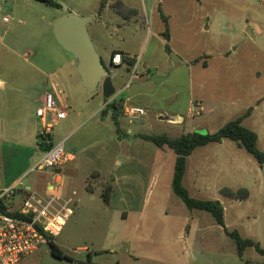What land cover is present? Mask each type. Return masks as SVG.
<instances>
[{
	"label": "rangeland",
	"instance_id": "374dc122",
	"mask_svg": "<svg viewBox=\"0 0 264 264\" xmlns=\"http://www.w3.org/2000/svg\"><path fill=\"white\" fill-rule=\"evenodd\" d=\"M54 1L60 8L37 0H0V80L7 88H0V101H29L23 118L33 121V101L45 92L36 87L38 68L46 67L42 62L49 67L60 63L58 75L67 74L58 94L67 116L54 128L53 145L63 139L76 156L63 174L60 166L50 169L62 174L61 193L75 200L71 217L54 238L71 261L54 256L45 245L23 264H264L254 247L240 255L210 213L186 207L171 187L175 152L138 136L178 138L192 126L215 133L252 108L243 125L257 133L264 151V0H122L146 13L147 21L130 22L119 32L113 25L119 16L109 6L113 0ZM72 12L97 16L88 25L94 44L100 37L110 43L124 40L136 52L138 73L148 68L153 78H162L155 92L126 101L128 92L120 93L118 83L135 68L117 67L113 84L119 94L112 100L118 105L117 120L115 110L104 104L102 88L96 93L84 88L76 59L56 40L53 24ZM161 14L168 17L171 55ZM103 62L111 72L107 57ZM20 81L30 89L17 91ZM196 101L213 112L195 115ZM125 102L148 108L147 116L131 123L122 113ZM159 113L166 120L176 115L184 120L160 122ZM186 173L183 184L192 197L219 201L227 229L264 249V164L228 140L193 152ZM36 175L21 180L33 183ZM109 185L113 192L107 204L102 194ZM225 187L245 188L249 198H227L221 194Z\"/></svg>",
	"mask_w": 264,
	"mask_h": 264
},
{
	"label": "built area",
	"instance_id": "2783aa9c",
	"mask_svg": "<svg viewBox=\"0 0 264 264\" xmlns=\"http://www.w3.org/2000/svg\"><path fill=\"white\" fill-rule=\"evenodd\" d=\"M124 58L129 56L116 52L112 56L111 64H124ZM137 76L138 71L135 68L131 72L130 81ZM129 86L130 82L126 87ZM66 110L57 105L53 94L46 95L43 107L38 110V116L41 121L40 135L48 149L36 160L28 174L47 172L69 160L64 144L53 145L51 136L58 121L66 118ZM122 113L133 123L142 121L148 112L139 105H125ZM170 120L179 123L182 121L173 117ZM55 175L53 182L48 183L44 190L31 187L27 189L23 187L21 180L16 186L0 191V203H4V209H0V264H23L27 256L42 246L49 245L62 232L72 215L71 207L75 200L61 193L62 181L58 173ZM22 190L26 191L25 195L20 194ZM17 197L20 199L15 201Z\"/></svg>",
	"mask_w": 264,
	"mask_h": 264
},
{
	"label": "crops",
	"instance_id": "0c3cea01",
	"mask_svg": "<svg viewBox=\"0 0 264 264\" xmlns=\"http://www.w3.org/2000/svg\"><path fill=\"white\" fill-rule=\"evenodd\" d=\"M116 1L117 0H113L109 4V6L112 10H113L112 4ZM125 5L128 8H130V6H131V4H129V3H126ZM133 9L137 11V14L130 16V18H126L123 15H120L113 10L115 12V14H117L119 16V18L115 21V24H113L115 32H119L121 30L122 26H124L125 24H129L130 22L138 23L139 20L147 21L146 13H144V12L140 13V11L136 8H133ZM162 15H164V14H161V16ZM94 16H96V15H94ZM99 16L101 17L100 14H99ZM164 16H166V15H164ZM112 23L113 22L110 21L109 25ZM115 25H116V27H115ZM109 27L110 26H107L108 29H109ZM169 35H170V32H169ZM163 38H164V42L167 43L164 36H163ZM170 40H171V35H170ZM170 40H169V42H170ZM94 45H96V49H97L98 53L100 54L102 60L104 59V57H107L109 65L112 68V71L110 72V73H112L111 74L112 80L115 79V77H116L115 69L117 67H120L122 65H126V67L128 68V71H129L130 69H134L136 64L138 65V62L136 61V57H137L136 52L132 48H130L128 45H126L124 43V40L121 42L113 40V42L110 43L105 38L100 37V38L95 39ZM116 52H121V53H123V55L125 54V55L129 56V58H127L128 60L126 62L124 61V64H121L119 66L112 65L111 59H112V56L114 55V53H116ZM172 53H174V51L170 47V53H168V54L171 55ZM131 60L134 63L133 67H129V64H128L129 61H131ZM42 65H44L46 67L38 68V72L40 75H39L38 79L36 80L37 81L36 87H38L39 90H43L45 92H44V94H42L40 96V98H39L40 101H33L34 102V110L33 111H34V115H35V118H33V121L27 120L25 117L23 118L25 110H26L25 105L29 101H0V191H5L7 189H10V188L16 186L21 181L22 178H24L25 176L27 177L29 175L28 174L29 171L34 166L36 160L40 156H42V154H44V152H45L43 147L40 146V143H42L43 140H42L41 135H40L41 121H40V118L38 116V110H40L43 107L46 95L47 94H53L54 96L58 97V101H56V102H57V105H59V107H61V105H62L61 103H63L62 101H60L58 93H60V88L63 86V83L61 81L62 80L64 81V77H66L67 73L66 74L63 73L62 77H60L58 75L59 71H61L60 63H58V65H56V66L52 64L51 67H49V65H47L45 62H42ZM47 69H48L49 73H47ZM68 75H70L72 77L71 63L70 62H69ZM61 78H62V80H61ZM152 79H154V78L151 76V70H148V68H147V70L145 71V74L141 75V73L140 74L138 73V76L135 77L132 81H130L131 80V74H130L127 77V79L124 82H122L123 84L120 81L118 84L120 85V91L125 88V92H127L128 91V88L126 87L127 83L130 82V85H131L134 82H144V81H149ZM27 80H28V78H27ZM13 81L16 82L14 79H13ZM14 82H12V83H14ZM20 82H21V85L19 88H17V91L22 92L23 89H26V90L30 89L29 87L28 88L25 87V85H26L25 81H20ZM4 85H6L5 82L0 80V88L2 90L7 89V88H5ZM8 88L10 90L13 89L12 87L10 88V86ZM45 93H46V95H45ZM133 98L126 97V99H127L126 101L132 100ZM125 105H134V104H130L128 102H125ZM142 107H144V106H142ZM144 108L147 110V112L149 111L148 108H146V107H144ZM194 108H195V110L199 109V111H196V112H198V114H195V115H204V114H207L208 112H210V113L213 112L212 110L209 111V109L207 108V104H205L204 101H196L194 104ZM196 112H194V113H196ZM245 112H243L241 115H243ZM161 115H163V113H159L156 115V119H158V121H160V122L167 121L170 124H174V123L179 124V122H173L169 119L166 120V118H162ZM124 117L127 119V117L125 115H124ZM173 118L175 120L177 118L184 120L183 117L180 115L173 116ZM249 118L244 119V121H246ZM170 119H171V117H170ZM244 121H243V123H244ZM191 128H192L191 131H189L187 133H191V132L197 130V128H194L193 126ZM127 133H132V130L130 129L129 131H127ZM187 133H185V134H187ZM52 140H53V137H52ZM226 141H228V139H225L221 143H216V144L222 146V145L226 144ZM258 142H259V137H258ZM60 143L64 144L65 152L69 157L68 158L69 160L60 166L61 171H62L61 173L63 174L65 172V167L68 164L75 162L74 160H76V156L72 152V150H70L71 147L67 145L65 140L59 139L58 142L55 143V145L60 144ZM208 145H206V146H208ZM206 146L198 147L197 149L194 150V152L196 150L203 148V147H206ZM230 146H231V144H230ZM235 146L237 148H239L236 143H235ZM192 154L188 157V160H187V168H186L187 173L189 170V160L192 157ZM77 167H78V164H75L74 165L75 170H77ZM197 167L192 166L193 169H196ZM96 171L101 174V172L97 169L94 170L93 172H96ZM93 172H91L90 175L85 177L84 179L86 180L87 178H89ZM55 174H56V172H51L50 170L47 172H44V173H37L36 177L33 180V183H29V182L23 183V187H25L27 189L30 187L34 188L33 184H35L37 189L44 190L45 186L48 183L49 184L52 183L53 175H55ZM62 174L59 173L60 178H62V176H61ZM49 188H51V187L49 186Z\"/></svg>",
	"mask_w": 264,
	"mask_h": 264
},
{
	"label": "trees",
	"instance_id": "16d2710c",
	"mask_svg": "<svg viewBox=\"0 0 264 264\" xmlns=\"http://www.w3.org/2000/svg\"><path fill=\"white\" fill-rule=\"evenodd\" d=\"M43 2L51 7L60 8V5L54 0H37ZM104 7V3L101 5V11ZM113 10L126 16H133L137 14V11L134 9L128 8L121 0H117L112 4ZM162 19L165 23V32L163 36L165 37L166 43V52L170 53L169 46V27H168V17L162 15ZM128 59L124 58L126 62ZM135 62V61H134ZM129 67H133V61H129ZM108 106L115 110V119L118 118V105L113 101ZM252 108H249L243 115L237 117L234 120H231L219 128L215 133H200L199 131H193L191 133L183 134L178 138H170L167 134L162 135H138L140 138L152 142L158 148H169L173 150L176 154L174 176L172 181V188L174 193L183 201L186 207L189 210H200L210 213L215 222L222 226L225 233L228 237L234 239L237 250L240 255H243L245 250L249 247H254L258 253L264 256V249L260 244L252 239L243 238L238 231L234 230L230 232L225 226V209L223 205L217 200H202L194 198L190 195L188 189L184 186L183 181L187 168L188 157L194 152L198 147L206 146L210 143H221L223 140L228 139L237 144L239 148H244L250 155H252L259 164H264V151L258 147V135L255 131L245 127L243 121L246 118H249L252 115ZM117 124V122H116ZM118 125V124H117ZM120 132V130H119ZM40 146L44 150H47V146L42 142ZM113 188L112 185L106 187L102 197L104 201L109 204L112 197ZM21 195H25L26 191H20ZM221 194L227 198L243 201L249 198V191L245 188H240L238 190H232L228 187H225L221 190ZM0 209H4V203H0ZM17 215V214H16ZM51 247V253L61 259L69 260L71 259L64 255L62 250L58 245L54 243V240H51L49 243Z\"/></svg>",
	"mask_w": 264,
	"mask_h": 264
},
{
	"label": "water",
	"instance_id": "95a60500",
	"mask_svg": "<svg viewBox=\"0 0 264 264\" xmlns=\"http://www.w3.org/2000/svg\"><path fill=\"white\" fill-rule=\"evenodd\" d=\"M96 19L97 16L82 17L72 12L57 20L53 24V31L60 46L76 59V69L84 88L90 93H96L101 87L104 104L108 106L119 92L89 34L88 25ZM161 81L162 78L157 77L149 81L134 82L128 87L127 97L133 98L140 93L151 94ZM122 92H125V88L120 91Z\"/></svg>",
	"mask_w": 264,
	"mask_h": 264
},
{
	"label": "bare ground",
	"instance_id": "6f19581e",
	"mask_svg": "<svg viewBox=\"0 0 264 264\" xmlns=\"http://www.w3.org/2000/svg\"><path fill=\"white\" fill-rule=\"evenodd\" d=\"M176 120H177V121H181V119H180V118H177Z\"/></svg>",
	"mask_w": 264,
	"mask_h": 264
}]
</instances>
